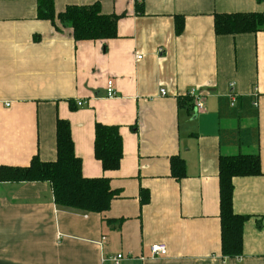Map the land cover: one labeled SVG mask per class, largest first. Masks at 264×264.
I'll list each match as a JSON object with an SVG mask.
<instances>
[{"label":"crops","instance_id":"1","mask_svg":"<svg viewBox=\"0 0 264 264\" xmlns=\"http://www.w3.org/2000/svg\"><path fill=\"white\" fill-rule=\"evenodd\" d=\"M40 1L0 0V167H28L35 156L54 162L61 119L83 176L110 179L121 197L105 214L81 213L59 209L49 183H0V264H113L121 254L120 264H264V31L214 29L216 14H264V3L54 0L57 12L99 2L120 16L116 39L76 42L69 27L38 17ZM176 17L184 18L180 35ZM194 88L203 112L188 96ZM98 123L119 129L117 171L95 157ZM240 154L260 156L263 175L233 179V209L249 220L242 256L227 259L219 160ZM173 157L185 161L179 181ZM154 244L167 254L151 258Z\"/></svg>","mask_w":264,"mask_h":264},{"label":"trees","instance_id":"2","mask_svg":"<svg viewBox=\"0 0 264 264\" xmlns=\"http://www.w3.org/2000/svg\"><path fill=\"white\" fill-rule=\"evenodd\" d=\"M264 3V0H256ZM41 20L53 26L69 27L76 42L105 41L118 37L120 16L106 15L99 2L91 6H68L57 12L54 0L39 2ZM215 33L218 36L257 34L264 31V14L234 13L216 14ZM177 34L184 31V18H175ZM57 159L45 163L35 156L28 167H0V183H49L54 202L59 209L81 213L105 214L112 203L121 197L107 178L89 179L82 173V161L75 154L71 125L58 119L56 122ZM95 157L105 171H117L123 159V141L117 127L98 123L95 127ZM170 174L176 180L186 177L185 161L171 158ZM263 175L261 158L258 155L221 156L219 160L220 222L222 255L227 259L240 258L243 253V231L249 217L235 213L233 209L234 185L237 177ZM141 204L149 203L150 194L142 190ZM111 222V221H110Z\"/></svg>","mask_w":264,"mask_h":264},{"label":"built area","instance_id":"3","mask_svg":"<svg viewBox=\"0 0 264 264\" xmlns=\"http://www.w3.org/2000/svg\"><path fill=\"white\" fill-rule=\"evenodd\" d=\"M231 87H233V85ZM161 94L163 96L166 95V91L162 90ZM116 95L117 94H116V90H115L113 81H108V83H107V98L113 99L116 97ZM258 95H259V89L255 88L253 90V96L258 97ZM188 96L194 102L195 109L197 111L203 112L205 109L204 96L195 88L190 90ZM230 98L232 101V106H234L235 102H236V95L231 94ZM78 105L82 106L83 104L79 103ZM254 106L258 107V102H255ZM167 250L168 249H167L166 244H154L153 246H151V258L155 259V258H160L162 256H165L167 254ZM123 259H124V256L121 254V255L114 256V257L110 258L109 261L113 264H120ZM141 259L144 260V258H141Z\"/></svg>","mask_w":264,"mask_h":264}]
</instances>
